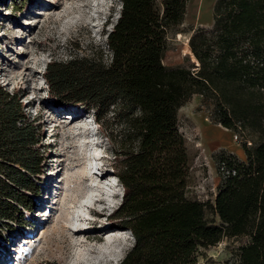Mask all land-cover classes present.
<instances>
[{
  "label": "trees",
  "instance_id": "16d2710c",
  "mask_svg": "<svg viewBox=\"0 0 264 264\" xmlns=\"http://www.w3.org/2000/svg\"><path fill=\"white\" fill-rule=\"evenodd\" d=\"M121 1L107 51L50 60L45 72L57 102L93 111L114 144L124 193L109 218L134 235L118 264H200L201 249L224 237L241 243L223 264H264V0H216L212 25L190 36L199 64L189 66L164 62L168 32L184 21L188 0ZM196 93L212 105V122L245 136V160L228 151L215 157L214 202L187 194L178 112ZM24 107L0 83V230L24 223L42 192L40 130Z\"/></svg>",
  "mask_w": 264,
  "mask_h": 264
},
{
  "label": "rangeland",
  "instance_id": "374dc122",
  "mask_svg": "<svg viewBox=\"0 0 264 264\" xmlns=\"http://www.w3.org/2000/svg\"><path fill=\"white\" fill-rule=\"evenodd\" d=\"M117 2L0 1V83L22 96L27 116L35 120L40 130L38 147L42 155V173L39 174L42 192L34 194L37 207L35 211L27 212L24 223L1 228L0 264H76L75 251L90 259L89 264H115L134 243L130 230L127 233L131 238L111 232L120 229L113 226L109 215L121 202V196L116 195L112 184L117 182L123 189L116 174L117 158L113 142L100 124L89 140L79 134L80 129L75 127V122L71 123L69 116L84 115L81 123L90 124L93 111L81 112L78 105L57 102L45 77L50 60H66L74 54H89L92 50L98 54L105 51V32L113 26L109 27L111 21L116 19L109 17H113L115 8L112 4ZM106 20L108 24H105ZM212 23L202 24L196 17L185 16L180 25L168 32L164 62L167 65L188 66L197 63L190 53V36L197 27L211 26ZM211 109L212 105L196 93L179 109L178 119L190 158L187 194L214 202L220 182L216 155L228 151L245 160L246 154L243 148L245 136L212 122ZM91 167H99L101 173L107 172V177L101 181L114 191L115 206L105 208L99 201L94 204L95 195L83 200L87 183L85 173ZM95 182L99 183V180ZM60 191L63 192L58 196ZM80 201L86 205H81ZM206 215L217 223L221 221L211 208ZM71 224L77 227L87 225V230L104 228V241L75 245L67 230ZM108 236L121 237L118 260H111L106 250L112 244L105 241ZM240 243V238L224 237L216 245L201 249L199 263L233 262ZM96 247H100L101 251Z\"/></svg>",
  "mask_w": 264,
  "mask_h": 264
},
{
  "label": "bare ground",
  "instance_id": "6f19581e",
  "mask_svg": "<svg viewBox=\"0 0 264 264\" xmlns=\"http://www.w3.org/2000/svg\"><path fill=\"white\" fill-rule=\"evenodd\" d=\"M76 119H79V117L72 118L71 123L75 122V127L80 129L78 131L79 134L86 137L87 139L93 138L95 133H94V129L90 128V124L81 123L80 119L75 121ZM72 134L74 135V132H72ZM98 168L99 167H97V169H94L93 167H91L89 169L87 168V171L85 173L86 179H87L86 190H85L82 198L84 200L86 198H89V197H92L95 195V196H97V198H96V201L94 202V204H96L99 201L105 205V208L106 207L111 208V207L115 206V204L117 203L114 199L115 193L113 190H111V188L106 186L101 181L103 178L107 177L106 176L107 172L103 171L101 174H99L101 171L98 170ZM96 179L99 180V183L95 182ZM60 190H61V187H60ZM62 192L63 191H60L58 196H60ZM80 203H81V205L84 204V202H82V201H80ZM81 205H78V206L81 208L82 207ZM84 205H86V204H84ZM92 205H90L91 208L93 207ZM79 217H77V218H79ZM87 228H88L87 225L77 227V226H74L72 224L69 226V228H67V230L71 233L70 237H71V239L74 240L75 245L77 243H82V242L89 243V242L95 241V240L96 241H104V239L102 240V232H103L104 228H94L93 227V230H87ZM117 230H119V231H111V232H116V233L125 232V230H122V229H117ZM119 238H121V237L115 236V238H113L112 236L111 237L108 236L105 239L106 242L112 243L111 246L109 247V249H106V250H107V252H109V255H111V260H113V261H115L117 258L119 259V257H118L119 252H120V246L119 245L121 244ZM96 248H98L99 252L101 251L100 247H96ZM74 259H75L74 261H76V264H81V263L89 264L90 263V259L86 258L81 253L80 254L76 253V251L74 253Z\"/></svg>",
  "mask_w": 264,
  "mask_h": 264
},
{
  "label": "crops",
  "instance_id": "0c3cea01",
  "mask_svg": "<svg viewBox=\"0 0 264 264\" xmlns=\"http://www.w3.org/2000/svg\"><path fill=\"white\" fill-rule=\"evenodd\" d=\"M215 1L216 0H188L185 16L196 17L198 22L202 24L212 23ZM200 19H203V21H200Z\"/></svg>",
  "mask_w": 264,
  "mask_h": 264
},
{
  "label": "clouds",
  "instance_id": "9594fccd",
  "mask_svg": "<svg viewBox=\"0 0 264 264\" xmlns=\"http://www.w3.org/2000/svg\"><path fill=\"white\" fill-rule=\"evenodd\" d=\"M121 4H122V1L121 0H118V2L116 3V4H112V6L115 8V11L113 12V17H109L110 19H114V18H116L115 19V21L117 20V18L119 17V14H120V10H121ZM115 21H111V23L109 24V27H110V25H113L114 23H115ZM108 22V20H106V22H105V24H108L107 23ZM113 27V26H112ZM111 27V28H112ZM111 28L110 29H108V30H111ZM105 34H106V32H105ZM92 116H94V114L92 115ZM90 117L92 120H91V122H94L95 124H96V126L95 127H90L91 129H94V131L96 130V129H98V127H99V122H98V120H97V118L96 117ZM84 117V115L82 116V115H79V118H83ZM79 120V119H78ZM99 174H101V172L99 173ZM110 184H112V182L110 181L109 182ZM113 186H114V188H115V193H116V195L117 196H121V198H122V196H123V193H124V189H121V188H119V184H117V182H116V184H112ZM121 229V228H120ZM114 231H119V230H114ZM128 232V230H126L125 231V233L126 234H123V233H120V234H122V235H125L127 238H131V236L127 233ZM115 234H117V233H115ZM124 258V257H123ZM122 258V259H123ZM121 259V260H122ZM121 260H120V262H121ZM120 262H117V261H115L114 263L115 264H118V263H120Z\"/></svg>",
  "mask_w": 264,
  "mask_h": 264
},
{
  "label": "built area",
  "instance_id": "2783aa9c",
  "mask_svg": "<svg viewBox=\"0 0 264 264\" xmlns=\"http://www.w3.org/2000/svg\"><path fill=\"white\" fill-rule=\"evenodd\" d=\"M248 144H251L252 142L250 141V140H248V142H247Z\"/></svg>",
  "mask_w": 264,
  "mask_h": 264
},
{
  "label": "water",
  "instance_id": "95a60500",
  "mask_svg": "<svg viewBox=\"0 0 264 264\" xmlns=\"http://www.w3.org/2000/svg\"><path fill=\"white\" fill-rule=\"evenodd\" d=\"M197 64H199V63H197Z\"/></svg>",
  "mask_w": 264,
  "mask_h": 264
}]
</instances>
